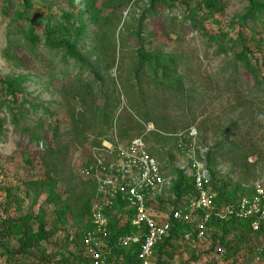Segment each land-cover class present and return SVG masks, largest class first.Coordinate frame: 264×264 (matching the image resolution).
I'll return each instance as SVG.
<instances>
[{"label":"rangeland","instance_id":"374dc122","mask_svg":"<svg viewBox=\"0 0 264 264\" xmlns=\"http://www.w3.org/2000/svg\"><path fill=\"white\" fill-rule=\"evenodd\" d=\"M0 78L16 83L15 97L0 87V264H86L76 241L94 229L97 199L85 169L134 139L159 165L157 219L176 207V170L189 178L178 143L210 171L214 196L264 191V0H0ZM105 216L119 223L124 206ZM223 231L195 248L179 240L160 264H216L222 235L237 243L224 264H264L259 238Z\"/></svg>","mask_w":264,"mask_h":264},{"label":"built area","instance_id":"2783aa9c","mask_svg":"<svg viewBox=\"0 0 264 264\" xmlns=\"http://www.w3.org/2000/svg\"><path fill=\"white\" fill-rule=\"evenodd\" d=\"M191 1V0H190ZM197 1V0H192ZM111 146L108 144L106 146ZM109 147H107L108 149ZM112 151L115 161L112 163L96 160L86 167L85 172L96 173L94 229L83 237V251L89 264H110L107 261L110 253L108 246L109 224L105 210L112 203H122L124 214L118 226L121 228L129 221L134 232L119 236L112 245L117 250L136 251L139 264L154 263V249L169 235L173 225L188 226V231L181 238V243L192 248L199 246L205 239L209 222L241 221L249 224L257 232L264 223V191L262 186L255 185L250 197H242L234 204L227 203L222 207L214 205L215 196L208 192L210 176L207 169L194 157L193 146L182 143L177 148L183 151L190 162L186 165L189 178L193 179V194L187 197V203L176 206L165 219H157L146 209L147 202L161 193V174L157 161L148 153L139 139H134ZM106 149V151H108ZM157 194V195H156ZM173 223V224H172ZM131 250V253H134ZM216 255H222L221 248L215 247ZM256 262L264 263V242L253 249ZM27 264V263H25Z\"/></svg>","mask_w":264,"mask_h":264},{"label":"trees","instance_id":"16d2710c","mask_svg":"<svg viewBox=\"0 0 264 264\" xmlns=\"http://www.w3.org/2000/svg\"><path fill=\"white\" fill-rule=\"evenodd\" d=\"M48 42H49V46L54 47V48H62L64 50L66 56H69L78 62L80 61L78 58L76 50L72 46H70L67 41H62V42H59L57 44H53V43H51L52 41L49 39ZM246 52L247 51H245V53ZM245 53L241 52L238 58L241 60L246 59L247 55ZM140 56L144 59V56L141 53H140ZM0 87L3 88L7 92L8 95L15 97V95H16V89H15L16 83L15 82H13L11 80L0 78ZM207 171H208V169H207ZM208 173H209L210 179H212L210 171H208ZM175 174H176V181H175L174 185L172 186L173 187V189H172L173 190V196L175 197L176 206L184 205L187 203V199H188L187 197H189V195L193 194V192H194V190H193V179L192 178H186L182 171L176 170ZM211 185H212V182L210 180V183L208 185H206L207 190H208V187H212ZM252 194H253V192L243 194V195L236 198V195H234V194L233 195H224V194L215 193L214 205L217 207H222V206L226 205L227 203L234 204L237 201H239V199H241L242 197H250ZM146 209L149 212L148 205H147ZM126 215L128 217L130 214H126ZM236 225H241L244 228V231H247V233L253 234L257 238H259V240L255 244H258L261 241L264 242V223L262 224V226L260 227V229L257 232H253L250 229L248 223L241 222V221L219 222L216 220H212L211 222H209L208 228H210V227L219 228V230L222 231L221 232V234H222V233L226 232V231H223L224 229H226V227H231V226H236ZM86 228L90 229L91 225L88 224V226ZM109 231H110V238L108 239V243H107L108 246L107 247L109 248L110 253L108 254V258H107L108 263H110V264H139L138 263L139 261L137 260V254H136V251L138 250V245L132 246V247H134V249H131V250H134L135 251L134 253H131V250H129V249L123 250V251L121 250L122 252L126 253L125 256L123 255L122 257H120L121 255L115 253L116 249H114L112 247V245L115 243L116 239L119 236L130 233V232H134V229L130 226L129 221L125 222L123 227L120 228L116 221L112 222V218H111L110 223H109ZM187 231H188V226L181 225V226L176 227L173 225V228L170 230L168 237L166 239H164L163 242L160 245L156 246V248L154 249L155 260H154L153 264H160L161 258L157 257V253H160L163 249H165L169 246L171 247L172 244H174V243L177 244L179 240H180L179 243L182 245L181 238L185 233H187ZM85 234L83 235V233H82V236H80V238L76 242H78V241L81 242V240L83 239ZM212 240H213V243H212L211 249L209 248L210 251L213 249L215 251V247H220L221 252H222V256L219 257L217 260H215L216 264H217V262H218V264L219 263L224 264V263L228 262V260H230V256L234 257V255L237 253V251L235 250L237 243L233 239L231 241L226 240L224 238V235H222L221 237H218V238L213 236ZM243 243H244L243 247H245L246 246L245 243H247V241H245ZM215 255H216V252H215ZM237 259H238V257H237ZM235 261H232L230 264H234ZM84 262H86V264H89V261L87 259ZM25 263L32 264L28 261H25Z\"/></svg>","mask_w":264,"mask_h":264}]
</instances>
